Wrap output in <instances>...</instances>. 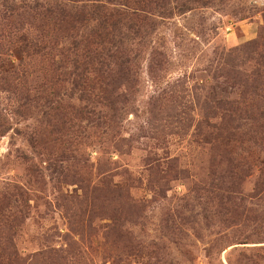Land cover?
I'll return each mask as SVG.
<instances>
[{"label": "rangeland", "instance_id": "obj_1", "mask_svg": "<svg viewBox=\"0 0 264 264\" xmlns=\"http://www.w3.org/2000/svg\"><path fill=\"white\" fill-rule=\"evenodd\" d=\"M0 264H264V0H0Z\"/></svg>", "mask_w": 264, "mask_h": 264}, {"label": "trees", "instance_id": "obj_2", "mask_svg": "<svg viewBox=\"0 0 264 264\" xmlns=\"http://www.w3.org/2000/svg\"><path fill=\"white\" fill-rule=\"evenodd\" d=\"M102 7V6H101ZM119 12V14L118 15H121L122 14V12H120V11H118ZM112 15H117V13H112ZM111 25H113V24H111Z\"/></svg>", "mask_w": 264, "mask_h": 264}]
</instances>
